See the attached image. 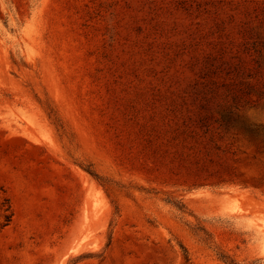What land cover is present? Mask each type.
<instances>
[{
  "label": "rangeland",
  "instance_id": "rangeland-1",
  "mask_svg": "<svg viewBox=\"0 0 264 264\" xmlns=\"http://www.w3.org/2000/svg\"><path fill=\"white\" fill-rule=\"evenodd\" d=\"M0 264H264V0H0Z\"/></svg>",
  "mask_w": 264,
  "mask_h": 264
},
{
  "label": "clouds",
  "instance_id": "clouds-1",
  "mask_svg": "<svg viewBox=\"0 0 264 264\" xmlns=\"http://www.w3.org/2000/svg\"><path fill=\"white\" fill-rule=\"evenodd\" d=\"M248 118L251 120L253 117H252V112L250 111L249 113H248Z\"/></svg>",
  "mask_w": 264,
  "mask_h": 264
}]
</instances>
